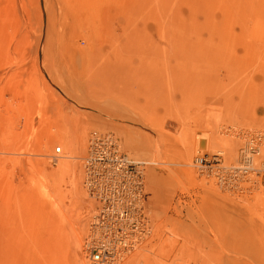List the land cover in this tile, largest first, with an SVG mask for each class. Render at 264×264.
Segmentation results:
<instances>
[{
  "label": "rangeland",
  "instance_id": "374dc122",
  "mask_svg": "<svg viewBox=\"0 0 264 264\" xmlns=\"http://www.w3.org/2000/svg\"><path fill=\"white\" fill-rule=\"evenodd\" d=\"M92 131L146 164L152 231L118 264H264V174L194 163L264 137V0H0V264H91Z\"/></svg>",
  "mask_w": 264,
  "mask_h": 264
},
{
  "label": "built area",
  "instance_id": "2783aa9c",
  "mask_svg": "<svg viewBox=\"0 0 264 264\" xmlns=\"http://www.w3.org/2000/svg\"><path fill=\"white\" fill-rule=\"evenodd\" d=\"M245 135L234 162L220 165L219 155L214 154L196 157L195 165L201 170L207 167L222 188L240 190L242 182L251 180L253 159L264 140L262 133ZM60 152L57 147L55 155ZM145 165L130 159L112 132L90 133L83 185L96 206L83 248L91 264H115L151 233L145 205ZM255 169V176L264 174V160Z\"/></svg>",
  "mask_w": 264,
  "mask_h": 264
},
{
  "label": "bare ground",
  "instance_id": "6f19581e",
  "mask_svg": "<svg viewBox=\"0 0 264 264\" xmlns=\"http://www.w3.org/2000/svg\"><path fill=\"white\" fill-rule=\"evenodd\" d=\"M240 128H241V127H240ZM220 143H221V142H220ZM221 144H222V143H221ZM225 144H226V142H225ZM222 146H224V145H222ZM56 148H57V147H56ZM223 148H224V147H223ZM60 149H61V148H60ZM226 149H227V148H226ZM228 152H229V151H228ZM229 153H230V152H229ZM262 153H264V151H263ZM261 155H263V154H260V156H261ZM263 156H264V155H263ZM263 158H264V157H263ZM257 162H258L257 159L254 158V159H253L252 171H251V172H253V173H251V176H252V177L255 176V174H254V172H255V170H256L255 168H258V167H259V164L256 165ZM63 169H64V168H63ZM61 171H62V170H61ZM145 188H146V187H145ZM262 196L264 197V192L262 193ZM123 258H124V256H123ZM123 258H122V259H123ZM122 259H121V260H122ZM119 260H120V259H119ZM121 260H120V261H121ZM118 262H119V261H118ZM118 262H116L115 264H118Z\"/></svg>",
  "mask_w": 264,
  "mask_h": 264
}]
</instances>
